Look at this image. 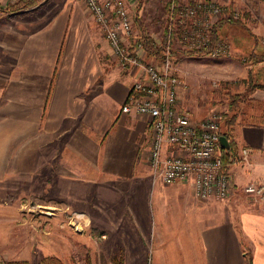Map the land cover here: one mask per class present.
<instances>
[{
  "label": "crops",
  "instance_id": "1",
  "mask_svg": "<svg viewBox=\"0 0 264 264\" xmlns=\"http://www.w3.org/2000/svg\"><path fill=\"white\" fill-rule=\"evenodd\" d=\"M31 9L39 15L0 9V180L43 178L61 199L102 195L110 204L103 236L133 233L136 248L154 250V264H264L263 203L242 191L264 182V88H245L223 111L233 114L227 130L237 156L250 149L226 169V198L198 199L187 182L152 184L147 118L120 110L139 70L120 66L82 0H40ZM255 65L264 68V59Z\"/></svg>",
  "mask_w": 264,
  "mask_h": 264
},
{
  "label": "rangeland",
  "instance_id": "2",
  "mask_svg": "<svg viewBox=\"0 0 264 264\" xmlns=\"http://www.w3.org/2000/svg\"><path fill=\"white\" fill-rule=\"evenodd\" d=\"M17 1L5 0L2 7ZM195 1L198 0H180L184 6ZM204 1L214 2L220 7L221 14L215 23L223 16L222 13L232 11L241 20V25L218 23L217 31L221 40L229 45V53L199 56L178 52L175 55L178 58L174 62L176 73L180 76L181 85H186L182 106L191 112L194 107L202 117L213 111H219L222 115L230 96L247 88L248 77L255 83H264V68L253 66V61L256 63L258 60L249 59L247 54L251 48L257 52L264 49V0ZM127 2L135 34L138 24H141L154 37L160 38L167 25V0ZM33 5L4 11H20L21 14L16 16L35 18L40 10L25 11ZM248 32L252 35H248ZM174 42L176 47L186 49L204 47L179 45L178 37ZM41 180L45 181L43 178L29 179L21 175L0 180V264L10 260L39 264L48 256L57 257L64 264H116L114 259L120 260L121 264H154V250L136 248L138 243L132 239L135 237L133 233L109 232L103 236L102 210L109 202L103 201L102 195L91 196L89 201L85 197L82 200L61 199L57 186L52 183L40 184ZM128 188L129 193L133 192ZM123 190L125 193L126 187ZM116 203L120 204L119 201ZM117 204L115 208L118 211L120 208ZM87 210L93 214L91 218L87 216ZM119 243L127 247L120 248Z\"/></svg>",
  "mask_w": 264,
  "mask_h": 264
},
{
  "label": "built area",
  "instance_id": "3",
  "mask_svg": "<svg viewBox=\"0 0 264 264\" xmlns=\"http://www.w3.org/2000/svg\"><path fill=\"white\" fill-rule=\"evenodd\" d=\"M82 1L120 66L139 70L120 110L147 118V160L153 183L187 182L198 199L226 198L232 190V179L223 167L219 143L221 113L213 111L204 118L194 119L191 112L180 105L181 80L168 48L162 60H145V55L138 53L142 49L140 41L130 47L129 40L136 34L127 0ZM220 14V7L211 1L182 5L177 16L184 24L179 41L184 46L210 45L208 31ZM210 53L216 56L229 53V45L217 39L211 43ZM249 151L242 147L234 161L246 160ZM242 191L260 200L264 207V182H249Z\"/></svg>",
  "mask_w": 264,
  "mask_h": 264
},
{
  "label": "trees",
  "instance_id": "4",
  "mask_svg": "<svg viewBox=\"0 0 264 264\" xmlns=\"http://www.w3.org/2000/svg\"><path fill=\"white\" fill-rule=\"evenodd\" d=\"M39 0H26V1H17L13 4H7L5 7H1L2 10H16L18 8L26 7L33 5L37 3ZM173 5V7H171ZM182 6V3L180 0H167L166 2V10H167V25L165 26L163 30V34L160 38L154 37L152 34H150L145 28L142 27L141 24H138L137 28V35L135 37H131V48L135 45L137 41L141 42L142 49L145 52L146 58H149L150 56H153L154 58L158 60H162L165 56V51L168 48V54L172 58L173 62H177L178 58L175 57L176 53L180 52L185 55H206L209 54L211 51V43H213L217 39H221L219 36V33L217 31L218 23L223 22H229L232 24H239L241 25V20L233 13L232 11L228 12L227 14H223V16L220 17L219 21L212 25L208 31L210 45H206L204 47L195 48V49H186L185 47L178 46L176 47L174 45V39L176 37L180 38V34L182 31V27L184 24L179 22V18H177L178 13L180 11V8ZM170 27V30H169ZM248 35H252L248 32ZM254 37V35L252 36ZM256 39V38H254ZM179 41V39H178ZM182 45V43L179 41V45ZM252 48L249 50L247 54L248 58L251 60H259L264 59V49L262 51H255L252 50ZM247 83V89L251 90L255 87H262L264 88V84L260 83H254L251 80V77H248L246 80ZM244 95L236 93L232 94L230 96L229 101V109H234L238 103L242 100ZM233 120V114L227 115L224 114L222 116V129L220 126V133L223 134L229 142V148L226 149L224 147H221L222 150V157H223V163H224V169H227V167L234 162L237 156V150L236 146L229 134V127L232 124ZM220 123V124H221ZM114 263L121 264L120 260L114 259ZM6 264H28L25 260H10L7 261ZM39 264H64L60 259L53 256L45 257Z\"/></svg>",
  "mask_w": 264,
  "mask_h": 264
},
{
  "label": "water",
  "instance_id": "5",
  "mask_svg": "<svg viewBox=\"0 0 264 264\" xmlns=\"http://www.w3.org/2000/svg\"><path fill=\"white\" fill-rule=\"evenodd\" d=\"M219 143H220V146H221V147H224V148H226V149L229 148V142H228V139H227L223 134H221V135L219 136Z\"/></svg>",
  "mask_w": 264,
  "mask_h": 264
}]
</instances>
